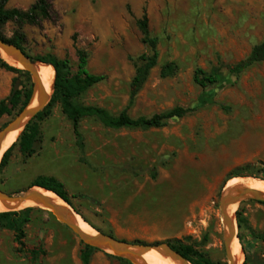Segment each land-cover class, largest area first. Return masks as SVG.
Segmentation results:
<instances>
[{
	"label": "rangeland",
	"instance_id": "374dc122",
	"mask_svg": "<svg viewBox=\"0 0 264 264\" xmlns=\"http://www.w3.org/2000/svg\"><path fill=\"white\" fill-rule=\"evenodd\" d=\"M47 1L48 20L20 28L8 22L1 32L6 39L19 32L22 48L32 58L68 60L72 73L77 70L76 51H85L88 71L105 80L76 103L102 108L112 116L126 110L133 119L176 106L192 112L146 131L112 130L84 119L79 124L80 150L71 123L55 104L51 115L39 123L36 153L25 158L18 146L11 152L0 172V189L16 195L36 178L52 177L64 185L86 223L105 235L150 246L200 243L206 236L197 249L226 263L219 197L235 179L226 184L227 176H264V63L237 78L229 74L264 39V0ZM35 2L8 0L5 8L26 11ZM143 14L151 36L158 40V63L129 104L135 64L149 54L136 26ZM167 65L173 69L170 75L162 71ZM197 69L206 75L220 74L222 82L200 88L193 81ZM2 72L11 77L5 98L16 83L15 92L32 88L30 75L0 67ZM15 116H2L0 130ZM260 203L243 201L232 216L234 232L244 238L249 251L245 264H264ZM41 211L29 213L21 246L14 232L0 228V264H82L80 240L49 212ZM236 213L244 221L240 230ZM112 257L118 258L95 249L90 264H126Z\"/></svg>",
	"mask_w": 264,
	"mask_h": 264
},
{
	"label": "trees",
	"instance_id": "16d2710c",
	"mask_svg": "<svg viewBox=\"0 0 264 264\" xmlns=\"http://www.w3.org/2000/svg\"><path fill=\"white\" fill-rule=\"evenodd\" d=\"M7 2L8 0H0V40L14 45L27 55L22 48L23 36L19 32H16L11 39H6L2 35L1 28L8 22H15L20 28L24 24L35 25L40 21L48 20L50 18V5L47 0H36V2L31 5L28 10L21 11L17 9H6L5 6ZM136 26L142 36V42L149 48V54L142 55L137 59L135 64V75L130 84L129 104H132L135 97L146 83L151 70L157 66L159 56L157 50L158 40L150 34L149 21L146 14H143V16L136 21ZM76 55L77 70L75 73L71 72L69 62L66 59L56 60L50 56L32 58L27 55L32 61L50 65L53 68V94L49 103L27 123L24 130L18 136L16 142L3 153L0 159V172L6 166L9 156L16 146H18L20 154L25 158H30L36 153L40 141L39 123L43 122L51 115V109L55 104L59 105L61 113L71 123L77 147L80 150L83 149V141L79 132V124L84 119H94L104 128L112 130L131 129L146 131L149 129L163 128L167 126L169 120L181 119L192 112L191 109L176 106L161 113L153 114L150 117H138L133 119L127 115L126 110H123L117 116H112L102 108L84 106L76 103L75 100L78 97L105 80V76L94 75L88 71V54L85 51L77 50ZM261 63H264V39L253 45L249 54L243 60L237 62L230 69L229 74L231 77L237 78L252 66ZM0 67L6 71L19 73L29 77L27 72L11 67L1 59ZM162 71L164 74L170 75L172 74L173 69L171 65H167L162 69ZM15 81L16 79H13L12 83L14 84ZM193 81L197 86L205 89L208 86L221 83L222 76L217 73L206 75L203 71L197 69L194 72ZM31 95V87L28 89H20L14 94H12L11 89L9 95L0 100V118L4 115L11 116L14 114L15 116L19 111L28 105ZM5 126L6 125L4 124L2 127ZM237 177H254L264 181V176L257 177V175L253 173H231L227 176L225 183ZM32 187H40L54 193L68 206H70L76 214L81 216L67 196L64 185L55 178L44 176L38 177L30 184L29 188ZM260 204L264 205L263 203ZM35 210L42 212L38 208L31 207L25 208L21 211L0 213V228L14 232L15 241L21 246V239L23 238L22 229L24 225L30 221L28 217L29 213ZM236 214L237 227L240 230L244 221L238 213ZM82 219L86 222L83 217ZM95 230L100 232L97 229ZM237 237L245 256V262L243 263L245 264L247 258L249 257V251L247 246L244 244V238L239 233L237 234ZM262 240L264 241V237H262ZM206 241L207 237L204 236L200 243L184 244L181 241H174L173 243H168V245L172 250L180 254L189 264H226L221 261H213L207 252L197 249V247L204 245ZM133 243L137 244V242ZM94 250L95 249L92 247L83 245V249L80 252V260L82 264H90V257ZM30 254L33 258H36V255L33 252ZM114 259L129 264L122 259Z\"/></svg>",
	"mask_w": 264,
	"mask_h": 264
},
{
	"label": "water",
	"instance_id": "95a60500",
	"mask_svg": "<svg viewBox=\"0 0 264 264\" xmlns=\"http://www.w3.org/2000/svg\"><path fill=\"white\" fill-rule=\"evenodd\" d=\"M0 51L6 54L7 56L11 57L12 59H14V61L20 65L19 69L27 72L30 75L31 80H32V95H31V99L28 105L25 108H23L21 111H19L16 114V116L9 123H7V125L3 129L0 130V150H1L5 137L9 133L17 131L20 128H22L20 131L21 133L24 130L27 123L31 119H33V117L49 103L50 95L45 94L41 81H40L39 74H38V67L42 63L32 61L20 49H18L12 44L3 42L2 40H0ZM0 58L2 59L1 55H0ZM46 66H50V65H46ZM53 82H54V79H53ZM16 86H17V83L13 87L12 94H14L17 88ZM52 91H53V83L51 86V92ZM35 98H37L38 104L36 106H31ZM241 178H248V177H241ZM34 188L44 190L40 187H32V188L27 189L23 193H19L16 195H9L0 189V202L4 205L14 204V206H16V208L10 209L5 212L19 211L21 209H18V208L22 204L26 202H31L34 204L33 207H37L41 210H45L49 212L58 223H60L61 225L69 229L80 240V242L83 245H87L95 249L109 252L111 255L121 258V259H125L131 262L132 264H142L139 262V259L145 253L151 250H155L164 256H168L178 261L179 264H189L180 254L172 250L165 243H162L157 246L140 245V244H134V243H129L126 241L115 239L111 236L97 232L94 229H93V231L95 232L94 234L86 233L79 228V226L71 218L68 212L60 209V207L56 205H53L46 196L38 193L37 191L34 190ZM44 191L50 192L47 190H44ZM250 199H254L256 201L264 203V195L261 192H257V191L243 190L240 192H236L232 196L231 195L224 196L223 190H222L220 194L219 211H220V217H221V222L223 226V247H224V253H225V260L227 264H236V262L234 261L232 257L230 246L233 243L235 238L238 239L236 230L234 232V228H235L233 226L234 223H232L231 218L227 216V210L231 205H234L236 203H238L239 205L241 202L250 200ZM25 208H31V207H25ZM83 222L86 223L85 221Z\"/></svg>",
	"mask_w": 264,
	"mask_h": 264
},
{
	"label": "bare ground",
	"instance_id": "6f19581e",
	"mask_svg": "<svg viewBox=\"0 0 264 264\" xmlns=\"http://www.w3.org/2000/svg\"><path fill=\"white\" fill-rule=\"evenodd\" d=\"M0 55L2 59L10 66L15 67L17 69L20 68V65L14 61L11 57L7 56L3 52L0 51ZM38 74L40 77V81L43 87V90L45 94L50 95L51 93V86L54 79V70L51 66H46L43 64H40L38 67ZM38 104L37 98L34 99L31 106H36ZM22 128H20L17 131L9 133L2 144L1 150H0V158L3 155L4 151L11 145V143L15 140L16 136L20 133ZM230 186L226 187L223 190L224 196L234 195L236 192H240L243 190H250V191H257L261 192L264 195V182L261 180H255V179H249V178H235L230 183ZM35 191L38 193L46 196L50 202L53 205H56L60 207V209L68 212L71 216V218L76 222V224L79 226V228L89 234H94L95 232L93 229H91L86 223L82 221V218L76 214L70 206H68L66 203H64L61 199H59L56 195H54L51 192H46L44 190L34 188ZM34 206L31 202H26L22 204L18 209H23L25 207H32ZM238 206V203L231 205L227 210V216L231 218L233 223V214ZM16 206L14 204L4 205L0 202V213L8 211L10 209H14ZM234 226V224H233ZM230 251L232 254V257L236 264H241L243 260V254L240 248V245L238 243V239L235 238L233 243L230 246ZM139 262L142 264H179L178 261L160 254L159 252L155 250H151L147 253H145L140 259Z\"/></svg>",
	"mask_w": 264,
	"mask_h": 264
},
{
	"label": "crops",
	"instance_id": "0c3cea01",
	"mask_svg": "<svg viewBox=\"0 0 264 264\" xmlns=\"http://www.w3.org/2000/svg\"><path fill=\"white\" fill-rule=\"evenodd\" d=\"M0 75H1V79L3 80V78H4V80H5V84H1L0 85V100H2V99H4L5 97V87H6V85H7V82H9V81H11V77L6 73V72H2V73H0Z\"/></svg>",
	"mask_w": 264,
	"mask_h": 264
}]
</instances>
